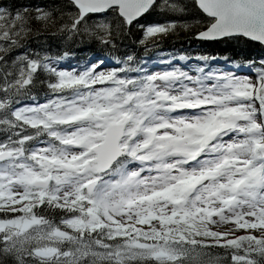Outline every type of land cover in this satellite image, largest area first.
Listing matches in <instances>:
<instances>
[{"label": "snow or ice", "instance_id": "1", "mask_svg": "<svg viewBox=\"0 0 264 264\" xmlns=\"http://www.w3.org/2000/svg\"><path fill=\"white\" fill-rule=\"evenodd\" d=\"M181 34L264 0H0V264H264V57Z\"/></svg>", "mask_w": 264, "mask_h": 264}, {"label": "trees", "instance_id": "2", "mask_svg": "<svg viewBox=\"0 0 264 264\" xmlns=\"http://www.w3.org/2000/svg\"><path fill=\"white\" fill-rule=\"evenodd\" d=\"M14 2L18 5L22 4H31V5H43L48 2V0H14ZM174 39V38H173ZM94 49L86 48L83 51L77 52V57L80 60H83L86 56L91 54ZM164 51H173V50H182L187 55L193 56L197 52H207L208 54H216L219 52L221 55L225 54V51L227 54L234 56V58H239V56H246L249 59L256 58L259 59L261 57H264V48L260 46L259 44H249V45H242L240 47L236 48H229L225 49L223 45H209V44H198L195 42H191L187 40L183 34H181L180 40L176 42L175 44L172 43V40H169L165 43ZM95 51H99V49H95ZM108 50H104L102 52V55H106ZM138 55H143V48H139L137 50ZM118 55L121 53H117ZM148 56L150 58V67L152 68H158L159 66H153L152 62L156 60L157 53L156 51H150L148 53ZM72 63H76V60L71 61ZM190 63L193 61H189ZM109 64H111V61H109Z\"/></svg>", "mask_w": 264, "mask_h": 264}, {"label": "rangeland", "instance_id": "3", "mask_svg": "<svg viewBox=\"0 0 264 264\" xmlns=\"http://www.w3.org/2000/svg\"><path fill=\"white\" fill-rule=\"evenodd\" d=\"M152 70H154V71H155V70H159V69L155 67V68H152Z\"/></svg>", "mask_w": 264, "mask_h": 264}, {"label": "water", "instance_id": "4", "mask_svg": "<svg viewBox=\"0 0 264 264\" xmlns=\"http://www.w3.org/2000/svg\"><path fill=\"white\" fill-rule=\"evenodd\" d=\"M264 48V47H263Z\"/></svg>", "mask_w": 264, "mask_h": 264}]
</instances>
